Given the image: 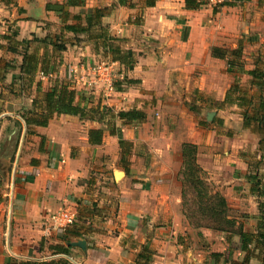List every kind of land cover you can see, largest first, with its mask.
I'll use <instances>...</instances> for the list:
<instances>
[{"label":"crops","instance_id":"1","mask_svg":"<svg viewBox=\"0 0 264 264\" xmlns=\"http://www.w3.org/2000/svg\"><path fill=\"white\" fill-rule=\"evenodd\" d=\"M195 1L200 6L188 7L185 0H157L154 6H146V0H84L79 8L65 6L66 0H0V264H207L189 248L180 187L166 171L142 179L122 171L123 179L117 181L121 173L117 176L107 164L119 151L118 139L110 135L106 122L53 114L46 126L27 128L21 117L41 113L45 94L56 82L71 80L76 90L87 88L88 65L98 60L84 34L63 31L86 41L65 43L61 51L40 42L54 38L50 28L61 22L60 7L70 13L106 7L102 23L123 39V48L135 52L138 62L127 75L138 84L108 91L107 84L116 80L114 64L96 78L90 92L95 103L114 112L141 110L146 98L157 94L155 77L166 79L168 89H196L222 100L228 90L221 86L227 79V60L213 57L212 48L240 45L243 52L246 45L250 64L245 69L264 71V0H228L232 4L224 6ZM28 63L36 66L33 71ZM71 67L78 71L75 80L68 73ZM245 78L250 82L248 75ZM116 123L122 137L132 142L129 129L134 123ZM90 129L103 130L100 145L89 143ZM114 158L120 159V153ZM63 208L75 214L67 231L53 229L49 219ZM256 215L236 218L246 232L256 233ZM78 241L84 246L73 244ZM223 250L214 251L208 264H220L219 259L230 264L244 257L236 247ZM263 260L258 261L253 250L247 264Z\"/></svg>","mask_w":264,"mask_h":264},{"label":"rangeland","instance_id":"2","mask_svg":"<svg viewBox=\"0 0 264 264\" xmlns=\"http://www.w3.org/2000/svg\"><path fill=\"white\" fill-rule=\"evenodd\" d=\"M112 6L111 4L109 9H112ZM46 23L52 26L51 23ZM50 29L54 37L52 39L57 44L71 41L79 44L86 41L85 38L66 35L59 20ZM243 48L242 59L244 66L248 68L250 64L249 50L246 45ZM96 63L109 65L106 60L100 57L94 64L91 63L88 66L92 67ZM223 72L227 74V79L223 78L221 84L224 89L228 88L229 90L233 85H236L241 91L230 92L235 95L234 97L244 94L247 95V100L250 99L253 103H257L254 96L250 95L257 96L259 91L253 92L254 88L249 89V81L245 78L247 75L229 72L227 65ZM111 73L116 74V70L113 68ZM172 82L174 84L181 83L179 80ZM73 83L75 84V82ZM153 84L156 85L157 94L148 96L146 102L140 107L141 110L146 111V119L143 122L134 123L129 129L134 135V140L132 141V154L127 160L128 171L125 174L142 179L151 177L153 172L166 171L165 173L170 179L177 182L180 187L181 214L184 220L183 226L186 227L185 233L189 248L193 250L194 254L200 256V259L206 260L208 264L210 260H213L211 255L214 251H224L223 249L227 245L232 248L236 247L237 242L234 241L236 237L229 243L224 233L212 229V225L215 226L216 222L204 208L209 201L206 198L197 197L189 184L182 186L181 145L182 143L196 145L197 162L203 169L205 187L209 194L218 193L225 198L227 216L230 221H234L231 225L223 224L228 227V230H234V227L237 229L240 222L236 217L243 214L252 216L254 212L258 213V199L250 194L251 184L244 176L247 173L252 175L256 173L263 178L264 146L260 147L258 143L259 134L254 128L256 124L253 128H244L242 116L244 110L242 108L228 104L218 108L215 102L221 100L216 94L206 95L199 93L196 89L188 91L181 86L168 89L166 88L167 81L163 78L155 77ZM81 90L90 94L93 89L88 87L81 88ZM142 90L144 91V89ZM262 96L264 97V94ZM246 111L252 113L250 109ZM116 154L119 156V151ZM117 155H111V160L107 165H113V168L117 170V176L121 173V176L117 178L119 182L123 179L122 171L124 170L119 163L120 159L114 158ZM106 171L111 172L112 169ZM102 177L103 175L99 178L102 179ZM236 187L241 189L240 194L238 190L236 191ZM236 200H240L242 204H237ZM239 221L241 220L239 219ZM247 223L249 226L254 224H250L252 223L250 221ZM253 250H255L256 259L262 261L263 247L254 246ZM233 256L236 257V252ZM219 262L223 264L220 259Z\"/></svg>","mask_w":264,"mask_h":264},{"label":"trees","instance_id":"3","mask_svg":"<svg viewBox=\"0 0 264 264\" xmlns=\"http://www.w3.org/2000/svg\"><path fill=\"white\" fill-rule=\"evenodd\" d=\"M157 0H146V6H154ZM65 6L69 7H84V0H66ZM185 4L188 7L196 8L200 6L195 0H185ZM232 4L228 0H223L219 5ZM60 11V18L62 23V30L70 32L74 35L84 34L87 39L92 41L94 54L97 55V59L102 57L107 62H112L116 65V80L113 86L116 90L121 91L125 87L138 84L140 81L128 77V72L133 70L136 66L138 59L133 50L130 48H123V39L112 35L107 25L102 23V19L107 14V8H92L86 11L80 10L78 13H70L64 10L63 7L58 9ZM70 20V21H69ZM48 39V41H47ZM30 41H25L29 43ZM40 42H47L53 49L57 51L65 50V43L57 44L52 38H44ZM211 55L216 58L227 60V70L234 73H244L251 79L249 82V89L256 88L259 91L258 95L254 96L257 103H253L252 100H247V95L234 97L232 95L234 91H241L236 85L227 90L224 98L221 101H216L215 104L218 108H222L225 104L236 105L242 108L244 128L256 129L259 134V145L264 146V71L255 67L253 69H245L244 61L242 59V48L238 45L234 49H222L212 48ZM25 57L21 64V69L25 65ZM28 63L27 69L32 71L36 67ZM43 71V70H42ZM46 73V71H43ZM88 90V89H87ZM237 92V93H238ZM76 98H78L76 100ZM45 107L41 113L30 112V116L21 115L27 128L30 125L46 126L53 114H68L78 116L82 120L98 121L108 124V130L110 135L116 136L118 139V147L120 153L119 163L125 173L128 171L127 160L132 154L133 143L125 140L122 137L120 127L117 125L116 120H121L124 125H131L133 123L142 122L146 119V113L139 109H130L127 111L114 112L110 107L103 105L100 101L96 103L93 101V97L89 93L76 90V86L71 80L56 82L54 86L45 94L44 97ZM250 109L252 113H248L246 110ZM27 132H29L27 130ZM102 129H90L88 131V141L91 145H100L102 143ZM181 157H182V169L181 174L183 178L182 186L189 184L196 196L200 199L206 198L209 203L204 206L207 214L214 218L216 225H212V229L220 231L226 235V240L230 243L234 237H236V248L244 253V257L240 262L232 261L230 264H247L249 256L253 251L254 246H262L264 248V175L263 178L260 175L245 174V178L250 182V192L258 199L257 209L258 213L254 217L257 219V231L256 233H248L244 230L243 224H238V227H234V230H228L227 226L223 224H233L234 221H230L227 216V203L225 198L218 193L212 195L209 194L206 189V184L203 178V169L197 162V147L192 143H182L181 145ZM67 231V230H66ZM69 232V229H68ZM234 239V241L236 240ZM253 246V247H252ZM62 252H67V249H59ZM218 257L217 255H214ZM218 260V259H217ZM20 264H54L50 262H24ZM264 264V260L263 263Z\"/></svg>","mask_w":264,"mask_h":264},{"label":"built area","instance_id":"4","mask_svg":"<svg viewBox=\"0 0 264 264\" xmlns=\"http://www.w3.org/2000/svg\"><path fill=\"white\" fill-rule=\"evenodd\" d=\"M212 4H220L223 2V0H209ZM110 66H113L114 63L108 62ZM109 65H105L103 63H96L94 66L89 67V71L91 73V76L89 79L85 81L83 86L89 87V89H94L95 80L97 77L103 76ZM69 76L71 79L75 80L77 77V69L71 67L68 70ZM40 77L46 76L43 72H40ZM106 89L108 91L114 90V86L112 81L109 82L106 86ZM49 219L52 221V228L53 229H62L66 230L70 225L74 223L75 220V214L73 211H71L68 208H63L56 210L55 212L51 213Z\"/></svg>","mask_w":264,"mask_h":264},{"label":"water","instance_id":"5","mask_svg":"<svg viewBox=\"0 0 264 264\" xmlns=\"http://www.w3.org/2000/svg\"><path fill=\"white\" fill-rule=\"evenodd\" d=\"M73 244H75L76 246H81V247L84 246V242L83 241H78V242L73 243Z\"/></svg>","mask_w":264,"mask_h":264}]
</instances>
